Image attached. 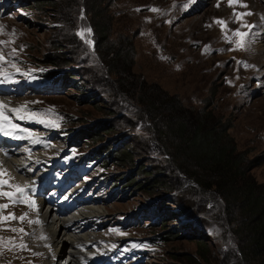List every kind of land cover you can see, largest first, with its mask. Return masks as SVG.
<instances>
[{"label":"rangeland","instance_id":"1","mask_svg":"<svg viewBox=\"0 0 264 264\" xmlns=\"http://www.w3.org/2000/svg\"><path fill=\"white\" fill-rule=\"evenodd\" d=\"M56 1L57 5L25 0L23 6L21 0H0V55L4 57L0 103L6 105L2 111L8 117L0 119V133L20 141V146L8 148L24 163L22 172L33 178L26 187L13 176L0 175V181H7L0 184V193L12 194H0V205H7L0 208V264H49L51 244L42 218L46 205L55 206L63 217L92 214L64 225L83 237L71 244L79 264H234L235 241L219 199L206 196L198 201V194L187 189L189 184L173 174L138 108L109 88L112 77L107 63L87 31L90 14L74 5L81 0H61L70 5L67 15ZM101 8L109 29V50L113 44L125 45L138 80L176 95L185 106L212 109L223 123H229L236 150L246 156L250 174L264 186V0H234L232 6L229 0H103ZM248 12L252 14L243 15ZM237 31L247 35L239 37ZM50 57L61 60L57 66L73 75L72 87L60 95L49 96L40 88ZM18 108L23 110L10 111ZM31 108L39 112L38 124L29 120ZM64 114L71 117L69 127L99 134L98 144L82 147L83 152L125 139L118 150H130L134 163L118 167L113 161L99 171L120 177L119 187L127 190L110 184L106 189L91 188L90 182H97L93 171L86 173L88 180L73 167L60 168L52 160L61 158L67 146L66 134L60 133L66 128ZM54 130H58L55 139L48 138L46 131ZM67 158L73 164V155ZM140 166H145V172L139 171ZM134 177L136 182L129 185ZM40 200L45 202L39 204ZM151 202L163 204L166 223L162 226L147 224L153 217ZM97 206L106 210L98 212ZM139 210L146 224L124 225L127 219L134 221ZM187 210L197 216L196 226L188 221ZM9 215L17 219H3ZM152 232L165 240L150 242ZM199 243H205L200 249L203 259L197 257Z\"/></svg>","mask_w":264,"mask_h":264},{"label":"trees","instance_id":"2","mask_svg":"<svg viewBox=\"0 0 264 264\" xmlns=\"http://www.w3.org/2000/svg\"><path fill=\"white\" fill-rule=\"evenodd\" d=\"M24 1L21 0L20 4H26ZM35 1L39 4L57 5L56 0ZM59 2L63 9L62 14L67 15L66 9L70 8V5L61 4V0ZM102 3L103 0H81L75 1L74 5L83 7L90 14V28L96 51L100 58L104 59L103 63H107V71L112 77L107 81V85L109 84V88L123 102L138 108L140 119L149 126L156 145L161 148L162 154L171 164L173 174L181 182L183 179L189 184V187L185 188L195 195L198 194L200 202L206 196L219 199L222 204L221 211L235 241L236 248L232 256L236 261L234 264H264V186L257 183L250 174L251 164L246 156L236 150L228 133L229 123H223L212 109L185 106L176 95L163 91L155 84H147L145 80H138L132 72V56L126 51L125 45L113 44L109 50V43H106L109 39V29L102 18ZM63 19L69 21L67 17ZM128 46L132 55L130 41ZM60 63L61 60L50 57L46 66L44 65L42 77L45 81L46 78L50 81H46V85L41 87L49 96L60 95L72 87L73 75L66 68L58 67ZM66 118L67 122H61L66 128L60 133L70 136L71 146L83 149L82 147L87 145L98 144L99 134L95 130L69 127L71 117L67 115ZM124 140L120 137L106 148L86 149L84 157L93 163L92 167L97 171L105 170L113 161L116 166L125 167L134 163V156L130 150H118L124 146ZM102 171H99L100 175H103ZM139 171L145 172V166H140ZM104 177L107 178L105 182L112 188L117 185L119 187L120 177ZM135 182L134 177L129 181V185ZM129 185L126 186L130 187ZM125 188L127 187L121 186L118 190H127ZM193 188L199 192L195 193ZM121 193L123 194V191ZM150 205L155 208L151 211L153 217L147 223L148 226H162L166 223L163 204ZM187 211L190 215L188 221H193L196 226L197 216ZM141 216L142 211L137 216V226L147 222ZM155 232L148 237L150 242L158 244L159 241L165 240L163 235L154 234ZM203 244L205 243H199L197 250H202ZM201 250L197 257L203 259L205 253Z\"/></svg>","mask_w":264,"mask_h":264},{"label":"bare ground","instance_id":"3","mask_svg":"<svg viewBox=\"0 0 264 264\" xmlns=\"http://www.w3.org/2000/svg\"><path fill=\"white\" fill-rule=\"evenodd\" d=\"M2 150H3V147L0 145V161H1V164L3 165V169H5L11 176H13V178H15L17 181H19L23 185L29 186L32 183L33 178L29 179L27 177V175L22 172L21 166L24 163L21 164L19 159L16 157V155L14 153L10 157L7 158L4 155ZM44 202H45V200H40L39 204H43ZM94 209L97 210L98 212H102V211L106 210V209H102L101 207H98V206H97V208L94 207ZM57 210L58 209L53 205H46V209H44L42 211V218H43V220H44L43 222L45 224L44 230H45V232L47 231L48 242H49V244H51L49 264H79L76 256L71 254V248L73 247L71 244L74 241H81V239H83V237L81 235L78 236V235L74 234L73 232L68 231L64 225L67 221H75L76 218L81 219V217H83V216H92V214L90 212H89V215L87 212H82V213L80 212L81 214H79V215L74 214L75 217L72 215V217H74V218L63 217L61 214H59L57 212ZM74 223H76V222H74ZM66 224H69V223H66ZM43 233H44V231H43ZM32 245H31V247H32ZM87 253L92 254V255H96V253L93 250H88Z\"/></svg>","mask_w":264,"mask_h":264},{"label":"snow or ice","instance_id":"4","mask_svg":"<svg viewBox=\"0 0 264 264\" xmlns=\"http://www.w3.org/2000/svg\"><path fill=\"white\" fill-rule=\"evenodd\" d=\"M233 3H234V0H229V6H232ZM217 6H219V5H217ZM242 6H243V7H247V5H242ZM152 11H158V9H152ZM251 14H252V13L248 12V13H244L243 15H251ZM216 22L219 23V24H221L222 26H224V22H223V21L218 20V21H216ZM0 30H2V26H0ZM87 31L90 33V32H91V29H88ZM78 34H79L81 37L84 36V32H83V31H81V32L78 33ZM235 35H237V36H239V37H244V36L247 35V33H240L239 31H237V32L235 33ZM87 42H88V43H91V41H87ZM239 46H240V47H243V46H244L242 40L239 42ZM14 51H15V50H14ZM3 59H4V57H3L2 55H0V60H3ZM5 107H6V105L0 103V119L8 120V117L5 116V115H4V112L2 111V109H4ZM22 110H23L22 108H18V109H11L10 111H12V112H14V113H19V112H21ZM13 127H16V126L13 125ZM5 171H6V170H4V171H0V175L5 174ZM3 183H7V181H0V184H3ZM16 187H17V190H18V191H23V189L20 188L19 186H16ZM0 194H2V195H4V196H9V197H11V195H12V194L7 193V192L0 193ZM0 208H7V205H0ZM25 215H26V214H25ZM3 219H4V220L17 219V217H16L15 215H9V216L3 217ZM18 219L23 220V219H25V216H20ZM11 231L16 232L17 229L13 228V229H11ZM19 231L23 232V229H20ZM21 247H25V245H21Z\"/></svg>","mask_w":264,"mask_h":264}]
</instances>
